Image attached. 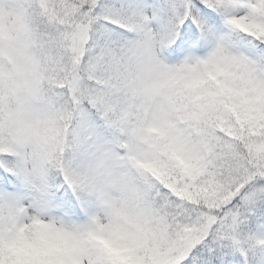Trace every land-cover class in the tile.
Masks as SVG:
<instances>
[{"label": "snow or ice", "instance_id": "6c2138e0", "mask_svg": "<svg viewBox=\"0 0 264 264\" xmlns=\"http://www.w3.org/2000/svg\"><path fill=\"white\" fill-rule=\"evenodd\" d=\"M260 196L264 0H0V264H212Z\"/></svg>", "mask_w": 264, "mask_h": 264}, {"label": "rangeland", "instance_id": "374dc122", "mask_svg": "<svg viewBox=\"0 0 264 264\" xmlns=\"http://www.w3.org/2000/svg\"><path fill=\"white\" fill-rule=\"evenodd\" d=\"M249 213L243 214V223L239 231L243 236L264 240V196H260L249 206ZM219 248L225 247V260H216L212 264H264V244L243 245L244 251L231 241L215 243ZM212 250V249H211ZM222 261V263H221Z\"/></svg>", "mask_w": 264, "mask_h": 264}, {"label": "clouds", "instance_id": "9594fccd", "mask_svg": "<svg viewBox=\"0 0 264 264\" xmlns=\"http://www.w3.org/2000/svg\"><path fill=\"white\" fill-rule=\"evenodd\" d=\"M16 22V17L15 16H12V15H8L6 14L5 17H4V21H3V28L5 30H7L8 28H10L13 24H15ZM25 225H29L30 226V222L29 221H25L24 222ZM246 243L248 245H254V244H259L257 243L256 240H251V239H247L246 240Z\"/></svg>", "mask_w": 264, "mask_h": 264}, {"label": "trees", "instance_id": "16d2710c", "mask_svg": "<svg viewBox=\"0 0 264 264\" xmlns=\"http://www.w3.org/2000/svg\"><path fill=\"white\" fill-rule=\"evenodd\" d=\"M211 249H213V251L215 250L216 251V253L219 251V247L217 246V245H215V243H209V245H208ZM215 253V254H216Z\"/></svg>", "mask_w": 264, "mask_h": 264}]
</instances>
